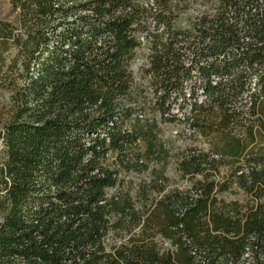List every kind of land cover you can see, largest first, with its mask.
<instances>
[{
  "label": "trees",
  "instance_id": "1",
  "mask_svg": "<svg viewBox=\"0 0 264 264\" xmlns=\"http://www.w3.org/2000/svg\"><path fill=\"white\" fill-rule=\"evenodd\" d=\"M6 1L0 264H264V0Z\"/></svg>",
  "mask_w": 264,
  "mask_h": 264
},
{
  "label": "rangeland",
  "instance_id": "2",
  "mask_svg": "<svg viewBox=\"0 0 264 264\" xmlns=\"http://www.w3.org/2000/svg\"><path fill=\"white\" fill-rule=\"evenodd\" d=\"M185 6L183 7V9ZM200 9L199 4H194L191 8L189 7L181 14L180 19L177 24L182 27H187L188 21L187 16L195 13L196 10ZM0 19L15 23L17 20L16 15L12 12L9 4L6 0H0ZM145 52L141 53L139 57L136 59V66L138 69L141 67L144 59L142 58ZM135 66V67H136ZM140 73L137 74V78H139ZM188 91V90H187ZM256 92L255 86H252V90L250 93ZM149 95V94H148ZM180 103V101H178ZM245 104L248 106L249 99L245 98ZM184 109L186 111H190L189 103H186ZM246 111V108H244ZM258 139L261 144V147L264 149V131L259 133L257 131ZM218 134H210V136H204L199 131H193L189 124L186 121L182 120L180 122H175L173 124H162L160 125V132L158 134L159 141L165 146V149L169 153L168 163L166 167H164V173L170 179V181L177 187L184 188L189 185V182L181 180L180 175L177 171V163L178 157L181 153H184L189 150H199L201 152H211L212 144L217 143ZM162 165H154L151 169L161 170ZM225 173L223 172V175ZM148 177V173L142 174L141 176H137L136 181L146 179ZM112 192V190L110 191Z\"/></svg>",
  "mask_w": 264,
  "mask_h": 264
}]
</instances>
